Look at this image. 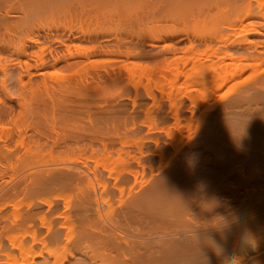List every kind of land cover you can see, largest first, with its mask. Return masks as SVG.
I'll return each mask as SVG.
<instances>
[{"label": "rangeland", "instance_id": "rangeland-1", "mask_svg": "<svg viewBox=\"0 0 264 264\" xmlns=\"http://www.w3.org/2000/svg\"><path fill=\"white\" fill-rule=\"evenodd\" d=\"M39 1L0 0V17L6 13L10 19L19 21L23 17L35 16L31 18L30 26L47 22L46 14L34 12L36 4L43 0ZM66 1L71 5L73 2L78 8L84 5L92 9L94 5V10L104 8L105 12L106 8L113 9L112 15L110 13L106 18L97 16L98 23L107 27L111 46L121 41L124 49L126 46L140 49L143 34L159 23L184 27L190 32L198 30L201 33L203 30L202 22L196 19L171 22L143 16L141 12L148 0H121L123 3L117 5H114L115 0H96L94 4L92 1ZM56 14L62 16L60 13L54 16ZM77 20L72 21L76 23ZM46 31L40 32L45 35ZM181 37L180 40H171L174 44L171 52L155 56H94L96 66L90 75L85 74L82 76L84 79L77 78V85H72L82 93L84 81L90 79L89 82L97 89L92 91L91 97L80 95L79 98L91 102V114L72 115L73 119L70 112L47 108L43 111L46 118L42 113L44 120L40 117L47 124H41L46 132L43 137L35 133V125L41 126L39 123L42 121L37 113L28 111L31 104L34 106L35 99L26 95L24 105L16 106L20 112L12 116L11 123H1L5 129L0 131V135L10 127L16 136L11 143L27 156L0 158V211H9L16 206L25 209L29 202L38 204L42 198H49L64 207V199L57 193L70 194L72 204H75V194L79 189L72 184H62L57 177L63 175L57 174L59 171L71 172L68 166L73 165L88 173L94 182L99 178L107 183L106 189L112 200L105 199L106 210L115 214L124 211L126 235L154 238L163 235L162 240L173 245L175 258L179 256L178 247L185 245L184 240L194 239L188 236L200 235L202 231L204 235L211 231L224 233L231 227L242 228L249 223L247 221L264 218V36L249 35L253 40L263 41L257 44L259 63L211 91L200 105L195 104L197 92L191 89L207 86L202 81L205 68L200 69L197 77H190V73L178 77L177 67L186 56L207 65L216 59V52L223 48V44L221 41L205 42L199 36L186 38L184 31ZM37 47L32 46L34 49ZM232 62L230 57L224 58L227 68ZM105 67H120L122 77L118 78L113 72L110 77L106 76ZM45 70L48 75L55 76L70 74L74 69L48 66ZM77 96L75 93L70 95L72 98ZM26 107L29 113H24ZM21 108L25 110L21 111ZM106 119L110 130L107 134L111 139L106 149L98 138L92 147L78 150L70 139L71 133L94 132L104 125ZM51 125L55 126L56 132L51 130ZM20 132L24 135L22 142L18 136ZM66 144L70 146L66 147ZM49 170L56 172V176L53 173L49 176ZM49 177L55 181L50 179L48 182L46 178ZM96 187L102 190L105 186L101 183ZM160 195L162 201L165 200L162 205ZM140 198H149L153 202L141 210L136 207ZM166 202L172 203L167 205ZM43 207L47 208V205ZM79 231V227L74 229V233ZM181 236L184 240L179 238ZM262 237L264 240V231ZM210 255L205 254L201 260L209 259Z\"/></svg>", "mask_w": 264, "mask_h": 264}, {"label": "bare ground", "instance_id": "bare-ground-1", "mask_svg": "<svg viewBox=\"0 0 264 264\" xmlns=\"http://www.w3.org/2000/svg\"><path fill=\"white\" fill-rule=\"evenodd\" d=\"M74 1H92L94 4L96 0ZM122 1L115 0L114 5L122 4ZM39 4H36L34 8L35 14H46L44 17L49 21L38 22L35 26H30V20L35 16L29 17L27 15L28 17H23L19 21L10 19L6 13L0 17V94L3 93L0 95V131L5 129V126L1 124L2 122L10 124L12 116L20 112L16 106L24 105L23 101L26 102V95L35 99L34 106L30 103L31 101L29 102L32 107L30 110V106H28V111L37 113L36 116L39 118L43 114L45 117L46 113L43 111L47 108L52 109V111L58 109L70 112L72 118L77 114L89 116L92 111L91 102L87 99L82 101L79 98L82 95L89 98L92 91L97 89L92 86V82H89L90 79L84 81L85 83L81 87L84 91L82 93L79 88H75L79 92L73 91L72 85H77L79 81L77 78L84 79L82 76L90 75L96 66L94 56H131L134 54L155 56L164 52L168 53L174 49L171 40H180L183 31L186 38L199 36L205 42L221 41L223 44V48L216 52V59L207 65L197 58L193 60L186 56L183 63L177 67L176 74L178 77L186 73H190V77H197L200 69L205 68L202 81L207 86L191 89L197 92L194 95L196 105L203 103L211 91L223 86L231 78L241 75L259 63L256 55L257 44L263 41L261 39L253 40L249 38V35L264 36V0H152L151 2L148 0L145 9L141 12L143 16L154 20H170L171 22L185 18L196 19L202 22L203 30L198 33V30L190 32L184 27H177L170 23L155 24L152 25L148 33L143 34V43L140 49L130 46H126L124 49L121 41L113 44V47L111 46L107 27H104L101 22L99 24L97 17L102 15L106 18L110 13L112 15L113 9L111 8H106L108 11L106 14L107 11L104 12V8L94 10V5L92 9L84 5H80L78 8L73 2L71 5L66 0H43ZM8 12L10 13L7 10ZM55 13H60L59 15L62 14V16H57V14L54 16ZM75 19H78L76 23L72 21ZM43 29L48 30L45 35L40 32ZM235 35L236 37L233 38ZM164 40L168 42L165 44L156 43ZM235 43L238 45L233 46ZM33 45H37V49L32 48ZM154 47L158 49L153 50ZM226 57L233 60L229 68L224 63ZM113 61H118V59ZM48 66L74 70L67 75L50 76L45 70ZM111 72L118 78L122 77L120 67L104 68L106 76L110 77ZM39 75H43V77L39 78ZM73 93L76 96L79 94L77 98L70 97ZM25 105L27 106V104ZM25 109L24 113H26L27 107ZM24 110L21 108V111ZM41 118L44 120L43 117ZM42 123L47 125L43 121L39 125ZM107 123L106 119L104 125L94 132L91 130L73 132L70 139L74 141L75 147L80 150L88 146L92 147L93 142L99 138L103 149H106L110 144L109 140H111L107 134L110 132ZM35 126L37 135L39 134L41 137L46 135L42 125ZM51 130L56 132L54 125H51ZM4 133L2 132L0 135V158L13 155L21 158L23 153H20L11 143L15 136L13 130L9 127ZM47 134L49 133L47 132ZM49 135L46 137L50 138ZM18 136H21L20 142H22L24 135L20 132ZM68 146L70 144H66V147ZM23 155L24 157L27 156V154ZM32 155L31 152V157ZM68 168L71 172L62 173L59 171L57 174L63 175L57 177L62 184H72L79 189L75 194V204H72L70 194L57 193L59 198L64 199V207L51 199L49 200V198L47 200L42 198L37 202L38 204L29 202L25 209H20V206L15 205L16 207L14 206L15 208L12 210L0 211V264H205V261L208 264H221L223 257H218L215 254L212 242L225 247L224 256H229L235 251L237 255L243 257L242 264H255L257 261L259 264H264V240L263 237L261 238L262 231H264V227H262L264 218L247 221L249 223L244 226L250 228L257 236L258 247L254 251L252 249L251 251L249 249L244 251L236 249L237 237L244 228L237 226V229L231 227L228 231L223 230L227 231L224 233L211 231L212 234L207 232L204 235L203 231L202 233L200 231L201 234L198 231L200 235L188 236L194 237L190 240L188 238V241L183 239L184 236L183 238L182 236L179 237L184 240L185 245L178 247L179 256L175 258L173 245L171 242L162 240L163 235H157V238L153 236L129 237L126 235L128 230L124 226V211L115 214L106 210L105 199L110 201L112 196L107 191V183L104 180L98 178L94 182L92 177L83 169L73 165L68 166ZM72 169H75V172ZM48 173L50 176L53 172L49 170ZM53 174L56 176V172ZM47 178L48 182L50 179L51 182L55 181L50 177ZM94 178H96V174H94ZM101 183L105 186L102 190L96 187ZM148 197L150 198V196ZM149 198H140L136 207L141 210L147 209L150 203L152 204V200H155L154 197L151 202ZM163 198L167 199L164 196ZM160 200L162 201L161 195ZM168 203L171 204L172 202ZM168 203L166 202L167 205ZM166 204L164 205L167 207ZM43 205H47V208H44ZM169 210L174 213L170 208ZM76 227L80 229L78 233H74ZM202 227L200 226L201 230ZM173 230L174 233L175 229ZM224 236H227L226 241L222 239ZM181 240L179 239V241ZM176 242L178 243V241ZM207 253L212 255L209 259L205 257L202 261V257Z\"/></svg>", "mask_w": 264, "mask_h": 264}, {"label": "clouds", "instance_id": "clouds-1", "mask_svg": "<svg viewBox=\"0 0 264 264\" xmlns=\"http://www.w3.org/2000/svg\"><path fill=\"white\" fill-rule=\"evenodd\" d=\"M222 239L226 241L227 236L222 237ZM212 247L213 251L218 257H223V259L221 260V264H242L243 257L237 255L235 251L229 256H224L223 245L212 242ZM257 247L258 239L256 234L250 228H243L237 237L236 249H238L239 251L252 249L254 251ZM205 264H208V262L205 261ZM255 264H259V262L257 261L255 262Z\"/></svg>", "mask_w": 264, "mask_h": 264}]
</instances>
